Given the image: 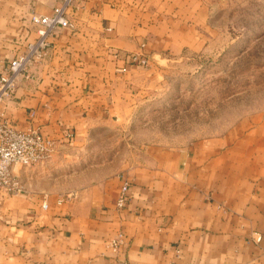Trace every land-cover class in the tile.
<instances>
[{
  "label": "crops",
  "instance_id": "crops-1",
  "mask_svg": "<svg viewBox=\"0 0 264 264\" xmlns=\"http://www.w3.org/2000/svg\"><path fill=\"white\" fill-rule=\"evenodd\" d=\"M219 1H75L71 27L0 102L17 129L57 142L18 172L22 193H0L1 264H264V110L220 135L119 151L163 65L217 36ZM58 3L0 0V73L37 37L30 16Z\"/></svg>",
  "mask_w": 264,
  "mask_h": 264
},
{
  "label": "rangeland",
  "instance_id": "rangeland-1",
  "mask_svg": "<svg viewBox=\"0 0 264 264\" xmlns=\"http://www.w3.org/2000/svg\"><path fill=\"white\" fill-rule=\"evenodd\" d=\"M212 9L217 36L202 52L163 65L160 81L121 136L123 157L137 145L223 134L241 117L264 110V0H223Z\"/></svg>",
  "mask_w": 264,
  "mask_h": 264
},
{
  "label": "built area",
  "instance_id": "built-area-1",
  "mask_svg": "<svg viewBox=\"0 0 264 264\" xmlns=\"http://www.w3.org/2000/svg\"><path fill=\"white\" fill-rule=\"evenodd\" d=\"M76 0H59L49 16H30V23L35 26L37 37L27 42L23 49L6 64L0 73V102L7 99L21 79H29L28 67L40 62L50 47V39L57 28H70L67 18L68 10ZM137 55L129 61L135 64ZM125 69H122L124 71ZM68 141L71 135H66ZM57 142L36 129L20 130L4 117H0V193L20 194L23 186L19 181L18 172L47 160L54 152ZM128 192V182L120 187L116 206L121 208ZM259 241V238H257ZM120 240L110 242L116 249ZM1 264V263H0Z\"/></svg>",
  "mask_w": 264,
  "mask_h": 264
}]
</instances>
